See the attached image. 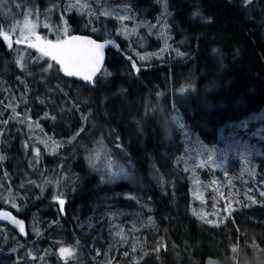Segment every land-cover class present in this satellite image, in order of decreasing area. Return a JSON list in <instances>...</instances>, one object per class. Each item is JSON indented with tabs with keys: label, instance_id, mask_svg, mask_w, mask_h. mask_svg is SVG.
<instances>
[{
	"label": "trees",
	"instance_id": "1",
	"mask_svg": "<svg viewBox=\"0 0 264 264\" xmlns=\"http://www.w3.org/2000/svg\"><path fill=\"white\" fill-rule=\"evenodd\" d=\"M65 2L0 0V210L28 231L21 238L0 226V264H264V194L227 215V200L205 184L206 219L191 191L197 175L223 177L199 168L194 139L215 144L221 130L264 109V0H101L124 7L123 20L69 11V34L109 42L89 84L65 78L14 35L11 46L1 37L32 19L41 37L62 38L57 20L44 17L63 15ZM107 158L117 170L102 167ZM255 161L264 184V159ZM237 166L228 159L225 190Z\"/></svg>",
	"mask_w": 264,
	"mask_h": 264
},
{
	"label": "rangeland",
	"instance_id": "2",
	"mask_svg": "<svg viewBox=\"0 0 264 264\" xmlns=\"http://www.w3.org/2000/svg\"><path fill=\"white\" fill-rule=\"evenodd\" d=\"M45 3L47 5V0H45ZM49 5V4H48ZM13 6L12 4H9L7 7V10H9ZM59 4L54 8L55 10L58 9ZM18 7V5H16ZM63 8L65 10V13L63 15L55 14V12L48 11V14H45L47 20H57L58 23L61 25H58V30H60V33L62 35V38L58 40L65 39L69 34V28L67 27L65 23V16L68 14L69 11H76L80 14H89L97 19V13L104 15L105 17L110 16L111 18H115L117 20H123L127 18L124 7L118 8V7H103V4L101 0H67L65 4L63 5ZM19 9V8H18ZM47 9H52L51 5L49 7L47 6ZM24 12L28 15L30 14L27 10H24ZM25 16V15H23ZM33 18L35 16L31 15ZM4 19L8 16H3ZM64 18V19H63ZM2 20V23L6 22L5 20ZM10 21H8L9 23ZM28 24L35 25V20L28 19L26 21ZM24 21H15L14 26L11 27V25L6 30H3L1 37L4 39V41L11 46V39L12 35L15 36V40L22 42L23 44H26L27 46H30L31 43H36L35 36H39L41 38V41H52L55 43L58 41L57 39H51L46 37H41L38 35L36 29L38 27V24L35 25V36H32L30 40H25L24 36L28 35L27 29L25 28ZM164 28V26H163ZM50 31L54 30V28L50 27L48 28ZM65 29L67 31L65 32ZM11 31V32H9ZM134 32V31H133ZM133 36L136 38L138 44L141 47H153L148 40H146V37L144 35L139 34L138 32L133 33ZM7 37V39H5ZM31 47V46H30ZM36 51H39L37 47H33ZM166 40L164 38L163 43H160L158 47L154 50V55L151 54H139L138 58L140 61L147 60L149 56H155L156 58H160L161 54L166 50ZM40 52V51H39ZM42 55V54H41ZM48 58L49 56H42V58ZM11 102L12 100L9 99ZM37 127L35 126L34 130H36ZM33 130V131H34ZM31 132V131H29ZM222 130L219 133V137L217 140V143L212 145H206L201 144L200 141L197 139H194L193 141L197 147H191L192 151L195 153L196 159H197V165L200 169L210 168L215 171L220 172V174L223 176L219 181H213L211 183H205L200 179V177L197 175L192 179V194L193 196L198 200V208H199V214H202L206 219L210 216V211H208L206 208V204L208 203V200L205 197V184L206 188L209 189H215L217 196L219 198L220 196H224V199L227 200L226 205L228 210L227 215L233 211V206L235 203L241 202L243 200H251L253 198V194L257 193L259 195L264 194V184L258 183L257 178V162L255 159L261 158L264 159V109L260 110L255 113H251L249 116L244 118L240 122H236L233 126L229 127L225 130V132L222 134ZM242 135L247 136L248 138L254 139L257 144L254 143V145H251L247 140L243 142ZM262 142V143H260ZM249 146H246L248 145ZM52 145L55 146V143H52ZM103 149L100 144H97L96 148L91 152L92 160L93 161H100L102 158ZM109 158V157H108ZM107 158L108 162L103 164L102 167L106 169L107 172L109 171H115L117 170V166L119 163H117L115 160L110 161ZM238 159L240 162V166H237L235 168L237 178L230 181V184L228 185V190H225L224 183L226 182V179L230 177L229 173L227 172L225 165L228 161V159ZM103 169V168H102ZM125 169H120L118 172L122 173ZM225 177V178H224ZM252 188L251 192L249 190ZM226 191V192H225ZM226 194V195H225ZM226 196V197H225ZM258 200V199H257ZM257 200H253V203H256ZM247 203L251 204V201H246ZM214 203H218V200H213V206ZM117 212H113V215H116ZM119 216V215H118ZM117 217V216H116ZM31 233V231H30ZM117 232H114L113 235H116ZM64 255H68V251L65 253H62Z\"/></svg>",
	"mask_w": 264,
	"mask_h": 264
},
{
	"label": "snow or ice",
	"instance_id": "3",
	"mask_svg": "<svg viewBox=\"0 0 264 264\" xmlns=\"http://www.w3.org/2000/svg\"><path fill=\"white\" fill-rule=\"evenodd\" d=\"M25 28L28 35L24 36V39L30 40L32 36H35V25L26 22ZM66 31L67 29H65ZM35 40L36 43H31L30 46L37 47L42 55L49 56L53 61L60 64L68 76L77 75L85 80H91L92 76L99 70L104 44H97L93 40L77 36L67 37L55 43L41 41L39 36H35ZM48 67L51 68L52 65L50 64ZM60 202L63 203V201ZM61 251L65 253L68 250L62 249Z\"/></svg>",
	"mask_w": 264,
	"mask_h": 264
},
{
	"label": "water",
	"instance_id": "4",
	"mask_svg": "<svg viewBox=\"0 0 264 264\" xmlns=\"http://www.w3.org/2000/svg\"><path fill=\"white\" fill-rule=\"evenodd\" d=\"M71 36H77V37L90 39V40L95 41L97 44H104L105 45V47L102 49V58L100 61L99 70L92 76L91 80H85L81 76H77V75H74V76L66 75L65 72L62 70L61 65L54 61L57 64V66L59 67L61 73L64 75L65 78L70 79V80H74V81L79 82V83H84V84L92 83L100 75V73L103 71V69L105 67L106 51L109 47V42L96 40L93 37L86 35V34L73 33V34L68 35L67 37H71ZM0 226H7L8 228H10L14 232H16L21 238H26L28 235L27 224L25 223V221L23 219L17 217L15 214H13L12 212H10L8 210H0Z\"/></svg>",
	"mask_w": 264,
	"mask_h": 264
},
{
	"label": "flooded vegetation",
	"instance_id": "5",
	"mask_svg": "<svg viewBox=\"0 0 264 264\" xmlns=\"http://www.w3.org/2000/svg\"><path fill=\"white\" fill-rule=\"evenodd\" d=\"M1 227H7V226H1ZM16 233V232H15ZM17 234V233H16Z\"/></svg>",
	"mask_w": 264,
	"mask_h": 264
},
{
	"label": "clouds",
	"instance_id": "6",
	"mask_svg": "<svg viewBox=\"0 0 264 264\" xmlns=\"http://www.w3.org/2000/svg\"><path fill=\"white\" fill-rule=\"evenodd\" d=\"M217 50H214V53L216 52Z\"/></svg>",
	"mask_w": 264,
	"mask_h": 264
}]
</instances>
